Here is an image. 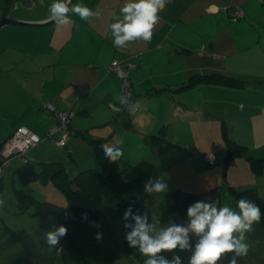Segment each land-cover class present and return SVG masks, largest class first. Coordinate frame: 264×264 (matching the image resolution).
Returning a JSON list of instances; mask_svg holds the SVG:
<instances>
[{
    "label": "crops",
    "instance_id": "crops-1",
    "mask_svg": "<svg viewBox=\"0 0 264 264\" xmlns=\"http://www.w3.org/2000/svg\"><path fill=\"white\" fill-rule=\"evenodd\" d=\"M126 2L74 0L97 13L91 23L69 13L66 26L54 22L0 29L13 37L0 46V145L20 126L44 134L54 119L47 103L70 113L69 145L79 141L80 132L107 139L108 146L123 150L122 167L132 163L129 157L140 145L148 146L144 137L152 138L161 127L167 133L164 144L184 146L180 152L188 155L200 154L212 141L223 143L222 125L238 144L264 143V2L169 0L151 42L137 40L119 48L112 43L110 24ZM35 3H16L9 17L49 20L50 5L37 14H21ZM4 7L0 0V18ZM237 7L244 16L232 20ZM124 59L136 64L129 77L139 108L131 115L109 107L120 100L121 81L107 69L113 60ZM21 65L22 72L10 73ZM211 75L240 86L200 81L176 91L192 77ZM222 143L217 152H223ZM153 150L160 152V147ZM30 156L39 160L38 166L44 161Z\"/></svg>",
    "mask_w": 264,
    "mask_h": 264
},
{
    "label": "rangeland",
    "instance_id": "rangeland-1",
    "mask_svg": "<svg viewBox=\"0 0 264 264\" xmlns=\"http://www.w3.org/2000/svg\"><path fill=\"white\" fill-rule=\"evenodd\" d=\"M52 3L53 0H36L33 10L22 11L21 14L24 16L30 13L37 14ZM3 32L4 30L0 32V46L3 42H8V39L13 38L12 36L5 37ZM9 50L13 49L9 47ZM17 67L18 69H13L10 73L22 72V65ZM54 123L55 119H53ZM44 136L45 133L41 135V137ZM77 136L79 141L70 145L67 142L65 147L59 146L56 141L43 140L28 152L26 164H23L21 157H17L11 160L9 168L4 167L3 178H0V199L4 200L3 207H0V264H144L146 257L140 252L136 257L128 255L123 248L121 241V228L124 222L122 202L107 203L104 201L106 217L102 221L90 220L83 224L67 226L68 234L60 240L63 252L59 255L56 254L55 249L49 250L45 242L46 232L58 226L40 231L38 229L39 219L34 206L22 207L20 196L23 194L63 207L68 204L63 192L51 180L44 183L39 180L26 181L21 177L19 170L23 166L34 170L39 169L37 163L39 160L31 157V153L38 159L42 157L44 161L60 162L69 178H72L78 171L100 169L95 153L88 142L80 135ZM144 139L148 142V146L140 145L139 150H136L138 153L130 155L129 159L132 163L128 161L131 163L128 165L146 173L149 178H159L168 185L164 192L149 194L138 201L137 209L141 213L147 211L149 222L157 229L169 223L186 224L187 222L171 210L173 202L169 195L175 191L181 195L197 194L199 201L216 202L217 207L229 206L238 211L237 203H234L225 192L226 186L230 185L237 189L255 187L258 192V201L255 204L264 214V174L260 176L253 174L246 157H235L226 163V160L221 158L222 152H217L222 142L212 141L210 145H207L208 147L204 148L205 150H199L200 154L188 155L180 152L184 146L174 148L163 144L159 146L160 152L154 151L150 144L152 138L144 137ZM222 145L225 150L224 141ZM157 148L158 146L154 147V149ZM248 148L254 157L264 158V143L254 145L251 142ZM204 151L218 154V162L213 166L207 165L203 158ZM122 164L123 162L118 163L116 170L126 168V166L122 167ZM92 221L95 223H90ZM10 231L25 232L27 241L11 243ZM97 232L102 233V239L95 238ZM21 239L24 240L22 237ZM190 240L194 244L196 238L190 234ZM245 242L250 245L248 254L238 257L237 264H264V215H262L261 222L253 225V231L246 233ZM177 254L181 257V264H188L191 255L188 251L161 253L169 261L172 260L173 255ZM232 255V253L226 254V258H222L218 264H228V259Z\"/></svg>",
    "mask_w": 264,
    "mask_h": 264
},
{
    "label": "clouds",
    "instance_id": "clouds-1",
    "mask_svg": "<svg viewBox=\"0 0 264 264\" xmlns=\"http://www.w3.org/2000/svg\"><path fill=\"white\" fill-rule=\"evenodd\" d=\"M168 3L169 0H128L110 24L113 45L124 48L137 40L151 42L154 29L161 22L159 13ZM69 13L89 23L97 15L88 6L73 4L72 0H53L48 19L58 26H66L70 23ZM239 107L243 109V104ZM101 148L110 161L116 162L123 156L122 149L107 144H102ZM143 188L147 194L161 193L168 185L159 178H149ZM3 205L4 200L0 199V207ZM237 209L217 207L216 202L197 201L187 208L186 224L169 223L157 229L149 222L147 211L141 213L137 209L134 213L130 205L123 214L124 227L128 229L125 240L130 248L138 249L146 257L144 264H181L178 254L169 261L161 253L185 251L191 253L188 264H218L228 253L233 254L228 264H237V258L246 256L249 251L246 233L253 231V225L261 222L264 215L260 207L246 197L237 201ZM81 218L86 220L87 214L82 213ZM67 234L68 228L64 225L47 231L45 242L49 250L55 249L57 255L61 254L60 240ZM190 234L196 238L194 244ZM95 238L102 239V233L97 232Z\"/></svg>",
    "mask_w": 264,
    "mask_h": 264
},
{
    "label": "trees",
    "instance_id": "trees-1",
    "mask_svg": "<svg viewBox=\"0 0 264 264\" xmlns=\"http://www.w3.org/2000/svg\"><path fill=\"white\" fill-rule=\"evenodd\" d=\"M10 2L11 0H5V10L9 7ZM200 81L227 83L231 86H240L239 83L233 79L218 75H211L205 77H192L187 83L176 89V91L185 90ZM130 82L132 90L131 79ZM160 91H164V89L156 90V92ZM132 98L134 103H136L133 90ZM68 130L69 138L71 130L70 128ZM77 135H80L84 140H86L94 151L100 166L99 170L86 169L78 171L72 178H69L62 164L58 161L52 160L40 162L38 170H34L26 166L21 167L19 170L21 177L26 181L39 180L45 183L48 180H51L54 185H56L63 192L67 199L68 204L66 207H63L49 201L37 200L27 194L20 196V202L23 208L34 206L35 213L39 219L38 229L40 231L55 226L59 227L60 225H64L66 227L75 226L90 220L102 221L106 217L104 201L107 203L122 202L123 212L131 205L133 212L136 213L139 199L149 195L144 192L143 188L144 183L149 179V176L146 173L138 171L137 169L135 170V168L131 165H126V168L118 171L116 170V167L121 160L119 159L118 161L113 162L106 158L101 145L106 144L107 139L94 138L87 132H80ZM166 136L167 133L165 128L161 127L156 135H152V142H150V144L153 148L157 146L159 148V146L166 143ZM221 136L226 145V149L221 153V158L226 160V163H229L235 157H246L249 169L253 174L256 176L264 174V158L254 157L250 154L247 146L238 144L232 140L229 137L227 129L224 125L221 127ZM66 143L63 147L66 146ZM206 154L207 153L203 154L204 160ZM213 154L216 155V161L213 164H209L205 160L209 166H213L218 162V154ZM27 162L28 159L26 162H23V164H26ZM225 192L234 203H237L241 197H246L254 203L258 201V192L255 187L237 189L229 185L226 186ZM169 197L173 202L171 210L176 212L183 221H187L186 212L188 206L199 201L197 194L181 195L177 191L172 192ZM82 213L87 214L86 220L81 218ZM124 223L125 221L123 222L121 228V241L123 248L128 255H135L138 257V249L130 248L125 240V233L128 229H125ZM21 237L24 240H22ZM27 239L28 238L25 232L10 231L9 240L11 243H25Z\"/></svg>",
    "mask_w": 264,
    "mask_h": 264
},
{
    "label": "built area",
    "instance_id": "built-area-1",
    "mask_svg": "<svg viewBox=\"0 0 264 264\" xmlns=\"http://www.w3.org/2000/svg\"><path fill=\"white\" fill-rule=\"evenodd\" d=\"M264 2V0H260ZM232 20L242 18L244 12L241 8H234L231 12ZM134 62L127 60H113L108 67V71H112L118 75L121 85V96L118 103L110 104V108L115 112L127 110L129 114L137 112V105L134 104L132 98L131 82L128 71L135 67ZM45 109L49 111L55 123L46 131L45 136L41 137L25 126L18 127L10 136H8L0 145V178L3 174L4 167L8 166L13 158L21 157L23 162L27 161V153L34 147L38 146L43 140L56 141L59 146H64L69 136L70 113L57 109L52 103L45 104ZM224 155V154H223ZM205 160L209 164L216 161V155L207 153Z\"/></svg>",
    "mask_w": 264,
    "mask_h": 264
},
{
    "label": "water",
    "instance_id": "water-1",
    "mask_svg": "<svg viewBox=\"0 0 264 264\" xmlns=\"http://www.w3.org/2000/svg\"><path fill=\"white\" fill-rule=\"evenodd\" d=\"M11 5L9 6L8 11L0 18V29L7 25H16V26H28V27H42L54 23V21H44V22H26L22 20L12 19L9 17V13L16 7V3L22 7H28L31 3V0H11ZM74 2V0H72Z\"/></svg>",
    "mask_w": 264,
    "mask_h": 264
},
{
    "label": "flooded vegetation",
    "instance_id": "flooded-vegetation-1",
    "mask_svg": "<svg viewBox=\"0 0 264 264\" xmlns=\"http://www.w3.org/2000/svg\"><path fill=\"white\" fill-rule=\"evenodd\" d=\"M12 2V1H11ZM11 2H10V4H9V6L11 5ZM8 9H9V7L4 11L5 13H6V11H8Z\"/></svg>",
    "mask_w": 264,
    "mask_h": 264
}]
</instances>
